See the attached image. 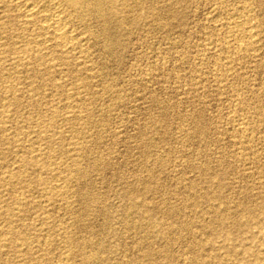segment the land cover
<instances>
[{
  "label": "rangeland",
  "instance_id": "374dc122",
  "mask_svg": "<svg viewBox=\"0 0 264 264\" xmlns=\"http://www.w3.org/2000/svg\"><path fill=\"white\" fill-rule=\"evenodd\" d=\"M75 1L0 0V264H264V0Z\"/></svg>",
  "mask_w": 264,
  "mask_h": 264
},
{
  "label": "bare ground",
  "instance_id": "6f19581e",
  "mask_svg": "<svg viewBox=\"0 0 264 264\" xmlns=\"http://www.w3.org/2000/svg\"><path fill=\"white\" fill-rule=\"evenodd\" d=\"M76 1L75 0H72V3H75ZM24 3V2H23ZM1 6V5H0ZM52 6V5H51ZM51 6H49L50 7V9H51ZM21 7V6H20ZM25 8H26V13H27V15H29V16H32L34 13H37L36 11H37V7H36V5H29V4H26L25 5ZM41 8V7H40ZM58 8H59V5L58 6H56V5H54L53 7H52V10H56V12H58ZM48 9V8H47ZM44 10V9H43ZM40 11V10H39ZM41 12H42V9H41ZM60 12V11H59ZM59 12H58V14H59ZM23 14V13H22ZM55 14L56 13H54V16H55ZM28 17V16H27ZM56 21H55V23H53V25H52V28L54 29V34L57 36V37H59V38H62V40L64 41V39H63V37H66V35H67V29H66V23L64 22V20L62 19V17L60 18V19H58V16L56 15ZM60 17V16H59ZM50 18V17H49ZM53 19V18H52ZM34 21V20H33ZM238 22V21H237ZM46 23H47V21H46ZM5 25V24H4ZM253 25V24H252ZM45 26V25H44ZM236 26V25H235ZM39 27V26H38ZM42 27H43V25H42ZM49 27V26H48ZM51 27V26H50ZM1 28H3V27H1ZM5 28V27H4ZM45 28V27H44ZM251 28V27H250ZM234 29H235V27H234ZM37 30V29H36ZM49 30V29H48ZM51 30V29H50ZM9 31V30H8ZM53 31V30H52ZM46 32V31H45ZM237 32V31H236ZM52 33V32H51ZM40 34V33H39ZM257 34V33H256ZM255 35V34H254ZM50 37H51V35H50ZM54 37V36H53ZM246 37V36H245ZM250 37V36H249ZM252 37H254V36H252ZM30 38V37H29ZM67 38V37H66ZM50 39H52V38H50ZM50 39H49V41H50ZM57 39V38H56ZM36 40V39H35ZM62 40H60V41H62ZM26 42V41H25ZM59 42V41H58ZM57 42V43H58ZM61 43V42H60ZM59 43V44H60ZM40 44V43H39ZM38 44V45H39ZM54 45H55V43H54ZM65 45V44H64ZM67 45V44H66ZM41 46V45H40ZM256 46V45H255ZM21 47V46H20ZM69 47H70V45H69ZM247 47H248V45H241V47H240V49H242V50H246L247 49ZM237 48H239V47H237ZM30 49V48H29ZM34 49V48H33ZM39 49V48H38ZM1 50V49H0ZM27 50H28V48H27ZM40 50H42V48L40 49ZM39 50V51H40ZM26 51V50H25ZM32 51V50H31ZM23 52V51H22ZM29 52H30V50H29ZM239 52V51H238ZM245 52H248V51H245ZM24 53H27V52H24ZM39 53V52H38ZM40 53H42V51H40ZM65 53V52H64ZM21 54V53H20ZM28 54V53H27ZM65 55V54H64ZM232 57V56H231ZM20 58V57H19ZM42 58V57H41ZM9 59V58H8ZM39 59V58H38ZM1 60V59H0ZM2 61H3V59H2ZM17 62V61H16ZM5 63V62H4ZM30 68V67H29ZM54 68V67H53ZM11 69V68H10ZM12 70V69H11ZM50 71V70H49ZM17 72V71H16ZM43 76V75H42ZM49 78H50V76H49ZM2 82V81H1ZM59 84V83H58ZM10 87V86H9ZM15 87V86H14ZM78 91V90H77ZM13 93H14V91H13ZM80 94V93H79ZM7 96V95H6ZM3 98V97H2ZM6 98V97H5ZM15 98H16V96H15ZM18 98V97H17ZM19 99V98H18ZM3 100V99H2ZM11 100H12V98H11ZM6 102V101H5ZM16 102V101H15ZM10 105V104H9ZM3 107V106H2ZM23 107V106H22ZM25 107V106H24ZM56 109V108H55ZM7 110H10V108L9 109H7ZM6 110V111H7ZM6 113H8V112H6ZM53 114V113H52ZM60 114V113H59ZM66 115V114H65ZM1 116H2V114H1ZM6 116V115H5ZM4 116V118H6ZM60 117V116H59ZM70 116H68V118H69ZM74 117V116H73ZM1 118V117H0ZM63 118V117H62ZM66 118V117H65ZM44 119V118H43ZM70 119V118H69ZM4 120V119H3ZM7 120V119H6ZM12 120V119H11ZM35 120V119H34ZM43 121V120H42ZM66 121H68V120H66ZM2 122V121H1ZM50 122V121H49ZM53 122H54V120H53ZM63 122V121H62ZM61 122V123H62ZM3 123V122H2ZM52 123V122H51ZM56 124H58V123H56ZM31 125V124H30ZM42 125V124H41ZM2 126V125H1ZM13 127V126H12ZM53 127H54V125H53ZM52 127V128H53ZM51 128V129H52ZM49 129H50V127H49ZM54 129V128H53ZM45 130V129H44ZM55 130V129H54ZM15 131V130H14ZM34 131V130H33ZM80 132V131H79ZM14 133V132H13ZM40 133H42L41 132V129H40ZM51 133V132H50ZM86 133V132H85ZM30 134V133H29ZM12 135V134H11ZM10 136V135H9ZM79 136V135H78ZM82 136V135H81ZM84 136V135H83ZM41 137V136H40ZM43 137V136H42ZM52 137V136H51ZM16 138V137H15ZM61 138V137H60ZM43 139V138H42ZM41 139V140H42ZM80 139V138H79ZM84 139V138H83ZM18 140V139H17ZM47 140V139H46ZM40 141V140H39ZM19 142V141H18ZM33 145H34V143H33ZM41 145V144H40ZM45 145V144H44ZM46 148V147H45ZM42 149H43V147H42ZM75 149V148H74ZM7 153V152H6ZM36 156H37V154H36ZM52 157V156H51ZM56 157H58V156H56ZM36 158V157H35ZM39 158V157H38ZM29 161V160H28ZM45 161V160H44ZM54 161V160H53ZM57 162V161H56ZM22 165V164H21ZM59 165V164H58ZM52 167V166H51ZM48 169V168H47ZM52 169V168H51ZM12 171H13V169H12ZM83 172V171H82ZM38 177H39V175H38ZM67 177V176H66ZM4 179V178H3ZM15 180V179H14ZM39 181H41V180H39ZM66 181V180H65ZM27 184V183H26ZM41 184V183H40ZM16 187V186H15ZM44 192V191H43ZM61 192V191H60ZM62 195V194H61ZM45 200V199H44ZM22 202V201H21ZM49 202V201H48ZM54 202V201H53ZM19 203V202H18ZM25 204V203H24ZM28 210V209H27ZM17 211H18V208H17ZM20 211V210H19ZM18 211V212H19ZM15 212V211H14ZM13 212V213H14ZM16 213V212H15ZM21 213V212H20ZM16 216V215H15ZM4 218V217H3ZM2 221V220H1ZM9 222V221H8ZM16 232H17V230H16ZM13 234V233H12ZM18 236V235H17ZM64 237V236H63ZM13 239V238H12ZM7 240V239H6ZM19 240V239H18ZM18 243V242H17ZM12 245H14V244H12ZM10 247H11V245H10ZM28 247H30V246H28ZM12 248V247H11ZM20 252V251H19ZM21 253V252H20Z\"/></svg>",
  "mask_w": 264,
  "mask_h": 264
}]
</instances>
